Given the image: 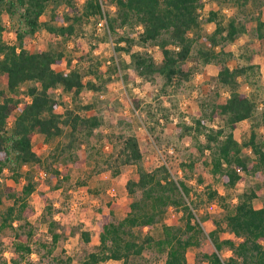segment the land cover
Here are the masks:
<instances>
[{
	"label": "trees",
	"instance_id": "obj_1",
	"mask_svg": "<svg viewBox=\"0 0 264 264\" xmlns=\"http://www.w3.org/2000/svg\"><path fill=\"white\" fill-rule=\"evenodd\" d=\"M50 1L54 2L51 10V19H54L58 15L55 7L58 0H0V15L4 11L9 14L19 11L23 23L22 28H16L17 40L8 42L4 40L5 26L0 19V77L6 83V89L0 86V172L9 166L14 179H18L22 174L18 168L23 164L44 165L45 160L32 145L35 133H41L47 139L64 134L66 140L59 141L56 149L71 152L82 137H91L99 126L115 122L122 129L117 133H108L116 136L119 143L107 165L114 174L123 165H134V176L125 182L126 190L133 198L127 205L126 213L117 220L111 217L117 203H109L108 212L98 220L99 242L80 261H74L69 255H54L48 262L28 260V264H99L110 258L121 259L123 264H127L132 256L141 255L145 246L152 242L165 252L164 264H189L186 249L190 245H198L201 236L206 237L203 222L207 221L210 223L207 229L210 241L201 252V258L207 264H264V205L255 206L253 203L262 183L237 193L231 207L224 202L231 197L227 192L207 187L206 201L218 200L225 209L216 217L207 211L197 215L199 206L189 197L190 185L187 181L194 174L200 159L210 167L213 175L219 177L225 188L234 187L246 174L264 182V140L258 138L256 130V126L264 122V109L261 121L251 122L247 138L240 141L234 133L238 123L252 118L257 108L256 100L241 89V77L246 76L253 65L230 66L227 61L232 52L223 48L225 43L234 41L246 29L245 11L249 4H253L257 13L253 15L248 11V14L255 20L256 35L264 54V0H230L241 9L242 14L230 16L226 23L215 20V10L209 11L208 18L215 20V26L202 36L208 45L197 47L196 56L203 64L212 61L219 64L217 81L227 89L228 94L220 97L217 93L213 101H201L197 115H193L190 122L183 115H179L176 121L171 119L179 141H194L187 158L179 161L183 172L181 177L173 175L166 162L152 169L145 167L144 151L138 136L126 131L131 126L128 118L118 116L107 121L102 113L91 111L92 101H82L84 89H101L111 74L99 82L94 80V77L100 78L104 74V70L98 67L99 61L94 62L87 54L79 55V58L88 60L86 69H83L79 64L72 63V57H66L65 43L78 34L77 27L84 18L104 16L107 30L114 35V49L126 52L130 58L129 61L122 58L117 65L112 64V70L118 66L122 68V77L126 80L137 75L151 81L160 76V91L165 94L179 88L196 71L197 67L191 59L194 57L197 34L192 31L199 26V8L203 0H109L114 9L105 8L102 0H84L82 10L72 15L65 13L62 23L41 20ZM41 26L50 37L61 38L60 46L35 50L25 46V36L33 34ZM147 43L158 45L161 52L159 61L146 49ZM135 44L140 47L135 48ZM64 58L71 67L57 69L55 65ZM128 67L134 72H129ZM86 72L90 74L87 80L84 79ZM25 82H29L25 91L29 99L20 105L17 91ZM58 87L69 93L70 103L56 96ZM156 99L155 108L149 103L146 109L150 120L168 119L172 113L170 106L164 104L162 97ZM132 103L139 107V98L133 97ZM60 105L62 108H59ZM216 116L222 118V123L208 125L206 119ZM154 127V124L148 125L150 130ZM99 132L100 136L104 134ZM244 149L249 153H245ZM51 156L54 159L57 155L52 152ZM73 159L77 165L82 162L77 154L73 155ZM51 162H46L47 167L51 166ZM54 172H58L56 168ZM25 176L26 181L20 191L14 192L10 186L7 187L12 203L1 213L0 229L5 226L22 227L27 222L31 213L28 195L34 189V182L29 175ZM169 205L178 206L183 211L184 226L176 222L165 223L162 235L157 239L133 231L135 226L150 227ZM53 222L50 220V228ZM223 230H229L232 236L221 237ZM80 233L84 240L90 239L87 230ZM15 234V250L23 257L29 256L32 248L27 241L31 231ZM59 235L53 230L52 241L55 242ZM224 248L230 249L231 253L223 256ZM47 252L51 249L48 248Z\"/></svg>",
	"mask_w": 264,
	"mask_h": 264
},
{
	"label": "rangeland",
	"instance_id": "obj_2",
	"mask_svg": "<svg viewBox=\"0 0 264 264\" xmlns=\"http://www.w3.org/2000/svg\"><path fill=\"white\" fill-rule=\"evenodd\" d=\"M83 2L84 0H58L55 6L58 15L51 19L54 2L50 1L41 15V20L62 23L64 14L72 15L75 12H80ZM102 3L105 8L114 9L109 0H102ZM210 10L217 12L215 20H221L224 23L230 16H241L242 14L241 9L233 5L230 0H203L199 8V26L192 31L197 34L193 50L194 57L191 59V63L197 67L196 71L179 88L170 90L165 94L160 91L162 84L160 76H156L151 81L137 75L134 79L126 80L122 77L124 71L122 68L118 66L117 69L112 70V64L117 65L122 58L129 61L130 58L126 52H119L114 49V35L107 30L104 16L84 18L77 27L78 34L65 43L66 57H72V63L79 64L83 69L87 66L88 60L79 58V55L87 54L94 62L99 61L98 67L104 70V74L100 78L94 77V80L99 82L111 74L103 82L101 89H84L81 99L83 102L92 101L94 105L91 111L102 113L107 121L116 119L118 116L128 118L131 121V126L126 131L133 132L138 136L144 151V165L147 169H152L166 162L171 173L181 177L183 172L179 168V161L187 158L194 141H179L170 122L171 119L176 121L179 115H183L190 122L191 117L197 115L201 101L211 102L217 98V93L220 97L228 94L227 89L217 81L216 74L219 64L213 61L203 64L196 56L197 47L208 45L202 36L211 32L215 26V20L208 18ZM248 11L255 15L257 8L253 4H249L248 10L245 11L246 29L234 41L225 43L223 46L232 52V56L227 61L230 66L253 65L248 74L241 77V89L256 100L257 108L252 118L240 121L235 128L234 133L240 141L248 137L251 122L261 121V112L264 109V54L261 42L256 35L255 20L250 18L251 14H248ZM0 19L5 26L4 40L15 42L17 40L16 28L23 27L19 11L13 14L4 11L0 15ZM49 35V32L41 26L33 34L25 36L24 44L32 50L60 46L59 40L61 38L58 36L52 38ZM134 47L139 48L140 46L135 44ZM146 49L155 56L157 61L160 60L161 52L158 45L147 43ZM55 67L68 69L71 66L67 64L66 58H64ZM127 70L131 73L134 72L129 67ZM89 77L90 74L86 72L84 79L87 80ZM28 84L29 82L23 83L17 91V96L21 99L20 105H23L24 100L29 99V96L25 95ZM0 86L6 89V83L2 77H0ZM55 94L67 104L70 103L68 92H64L58 87ZM133 97L139 98V107L133 105ZM157 97L163 98L164 104L170 106L172 113L168 119L160 118L158 122H154L150 120L146 109L149 108V103L151 107L155 108ZM59 108H62V105ZM17 111L18 109L15 110V112ZM206 122L208 125H218L222 123V118L220 116H216L214 119L207 118ZM150 124L155 126L152 130L148 128ZM120 129L122 126L115 122L101 125L96 128L95 134L91 137H82L71 149V152H60L56 149V144L59 141L66 140L64 134L47 139L43 134L35 133L32 145L45 160L44 165L23 164L18 168V171L22 173L18 179H14V174H12L9 166L0 172V219L2 211L12 203V198L8 196L6 191L7 187L10 186L14 192L20 191L22 183L26 181L25 175H29L34 182V189L28 195L31 213L27 217V222L22 227L5 226L0 229V264H28V260L31 262L39 261V263L41 260L48 262L54 255L64 257L69 255L74 261H80L88 251L96 248V244L99 242L98 220L103 213L108 212L109 203H117L111 215L117 220L126 213L127 205L133 198L127 192L125 182L127 178L134 176V165L121 166L117 174H114L112 168L107 165V160H111L119 143L116 136L108 135V133L110 131L117 133ZM256 130L258 138L264 140V122H260L256 126ZM99 131H103L106 136L104 134L100 136ZM52 152L57 155L54 159L51 156ZM244 152L249 153L247 149H244ZM74 154L82 159L81 164L77 165L74 162ZM50 160L52 161L51 166L47 167L46 162ZM54 168L58 172H54ZM176 169H178L177 172ZM187 181L190 185L189 197H192L199 206L197 215L207 211L217 217L225 211L223 204L219 203L218 200L209 203L206 201L205 191L207 187L216 188L221 193L227 192L231 197H227L224 202L227 207H231L237 193L248 187L256 186L257 183H262L253 203L255 206L264 205V182L250 174H246L243 180L228 189L223 186L217 175L211 173L210 167L199 159L195 165L194 174ZM50 220L54 221L51 228ZM21 222L23 223L24 220ZM171 222L184 226L185 216L180 207L169 205L150 227L135 226L133 231L141 236L149 234L157 239L162 235L163 225ZM203 223L206 237L201 236L198 245H190L186 249V258L189 264H207L201 258V252L206 249L210 241L207 236L210 223L208 221ZM52 228L60 234L55 242L52 241ZM27 230L31 231V236L27 242L32 251L29 256L23 257L20 252L15 250V241L17 240L15 233H25ZM81 230L89 232V240H84L80 233ZM220 234L221 237L232 236L229 230H223ZM48 248L51 249V252H47ZM230 253L228 248L222 250L223 256ZM164 258L165 252L159 250L152 242L145 246L141 255L132 256L127 264H163ZM99 264H123V261L110 258L101 261Z\"/></svg>",
	"mask_w": 264,
	"mask_h": 264
},
{
	"label": "built area",
	"instance_id": "obj_3",
	"mask_svg": "<svg viewBox=\"0 0 264 264\" xmlns=\"http://www.w3.org/2000/svg\"><path fill=\"white\" fill-rule=\"evenodd\" d=\"M163 264H164V262H163Z\"/></svg>",
	"mask_w": 264,
	"mask_h": 264
}]
</instances>
